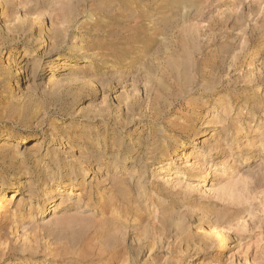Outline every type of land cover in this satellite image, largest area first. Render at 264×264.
<instances>
[{
  "label": "rangeland",
  "instance_id": "1",
  "mask_svg": "<svg viewBox=\"0 0 264 264\" xmlns=\"http://www.w3.org/2000/svg\"><path fill=\"white\" fill-rule=\"evenodd\" d=\"M0 189V264H264V0H0Z\"/></svg>",
  "mask_w": 264,
  "mask_h": 264
},
{
  "label": "bare ground",
  "instance_id": "2",
  "mask_svg": "<svg viewBox=\"0 0 264 264\" xmlns=\"http://www.w3.org/2000/svg\"><path fill=\"white\" fill-rule=\"evenodd\" d=\"M12 188H15V187L13 185L8 186V189H12ZM56 188L57 187H55V191H54L55 194L57 193ZM69 188H72V191L73 190L78 191V190L82 189L83 187L81 186V184L77 183L75 185L74 184L70 185ZM7 191H9V190H7ZM12 198H13L12 196L9 197V195L4 194L3 192L0 193V222L1 221L3 222L5 220L7 212H8V208L12 204ZM2 209H5V210H2ZM10 214H13V212Z\"/></svg>",
  "mask_w": 264,
  "mask_h": 264
}]
</instances>
